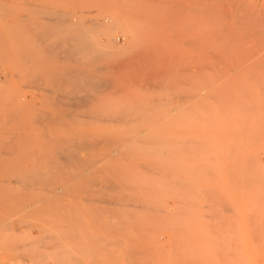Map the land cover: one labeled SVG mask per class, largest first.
Wrapping results in <instances>:
<instances>
[{
    "label": "rangeland",
    "instance_id": "rangeland-1",
    "mask_svg": "<svg viewBox=\"0 0 264 264\" xmlns=\"http://www.w3.org/2000/svg\"><path fill=\"white\" fill-rule=\"evenodd\" d=\"M245 12L0 0V264H264Z\"/></svg>",
    "mask_w": 264,
    "mask_h": 264
},
{
    "label": "bare ground",
    "instance_id": "bare-ground-1",
    "mask_svg": "<svg viewBox=\"0 0 264 264\" xmlns=\"http://www.w3.org/2000/svg\"><path fill=\"white\" fill-rule=\"evenodd\" d=\"M245 10H247V9H244V11ZM255 12V11H254ZM252 13L251 15H250V18H248L249 16L247 15V13L245 12V14L243 15V16H241V18H243L244 20V25L245 26H247V28L251 31V33L250 34H248L247 32V30H245V31H247L246 33H247V35H249V36H247V37H243L242 39H244V41H243V43H242V48H241V55H242V58H243V66H244V85H245V92L247 93V97L250 99V106L253 108V110H257V109H261V108H263L264 106H263V104H264V100H263V98H260L259 99V97L257 96L258 95V87H260V86H258V85H260V84H258V79H259V77L257 78V76H258V73H257V71H258V69L257 68H261V66L263 67V64H261L260 63V59L261 58H259L260 56L257 54V52L256 51H259L260 49H259V41L261 40L260 39V37L258 36V31H260V29H262V27L264 26V17L262 18V19H258V17H257V15L255 14V13ZM250 19V20H249ZM243 21H242V25H243ZM263 24V25H262ZM262 25V26H261ZM261 26V27H260ZM251 29H250V28ZM257 28L259 29V30H257ZM263 30H264V28H263ZM244 31V32H245ZM244 36V35H243ZM262 38V37H261ZM262 41V43H261V45L260 46H262V44L264 43L263 42V40H261ZM263 47H264V45H263ZM262 47V49L261 50H263L264 48ZM259 50H258V49ZM261 48V47H260ZM259 53V52H258ZM261 54H263V53H261ZM260 54V55H261ZM258 55V56H257ZM257 56V57H256ZM261 57H263L262 55H261ZM264 58V57H263ZM262 58V59H263ZM259 60V62H257ZM262 61H264V60H262ZM257 63L258 64H261V65H257ZM264 63V62H263ZM258 66V67H257ZM264 69V68H263ZM260 73V72H259ZM260 75V74H259ZM260 77H261V75H260ZM262 78V77H261ZM260 82H261V80H260ZM259 82V83H260ZM263 83H264V81H263ZM262 87H264L263 86V84L261 85ZM262 87H260V89H259V91L261 90V88ZM264 90V89H263ZM260 94V93H259ZM264 94V93H263ZM263 97V96H262ZM263 106V107H262ZM261 107V108H260ZM262 112V111H261ZM253 113H255V111L253 112ZM256 114H257V111H256ZM256 114H254L255 115V117H256ZM260 114V113H259ZM264 114V113H263ZM262 114V115H263ZM261 115V116H262ZM264 116V115H263ZM259 117V116H258ZM253 118H254V116H253ZM263 118V117H262ZM253 120H255V119H253ZM264 120V119H263ZM254 122V121H253ZM256 123V122H255ZM258 124H259V122H258ZM257 123H256V125H258ZM261 125V124H260ZM259 125V126H260ZM261 127H262V125H261ZM260 127V128H261ZM255 128H256V126H255ZM257 128H259V127H257ZM263 130H264V127H263ZM263 130H262V132H263ZM256 131V130H255ZM257 131H258V129H257ZM257 134L256 135H258V132H256ZM255 135V136H256ZM262 135H263V137H264V134H261V138H262ZM259 136V135H258ZM258 136H257V138H258ZM264 139V138H263ZM261 140V139H260ZM260 140H258V141H260ZM264 141V140H263ZM260 149V148H259ZM241 168V167H240ZM259 172V171H258ZM241 175V174H240ZM262 184H260V187L262 188L263 186H261ZM242 186V185H241ZM264 188H262L261 190H263ZM253 192L255 193V191L253 190ZM252 193V192H251ZM251 193H245L246 194V196L244 195V197L247 199V197L248 198H250V195H251V198H255L254 196V193H253V195L251 194ZM257 194V193H256ZM253 196V197H252ZM258 196V195H257ZM260 196V195H259ZM248 201H250V200H248Z\"/></svg>",
    "mask_w": 264,
    "mask_h": 264
}]
</instances>
